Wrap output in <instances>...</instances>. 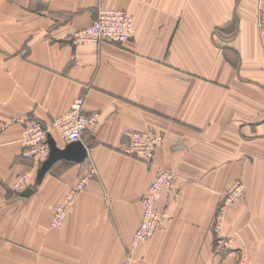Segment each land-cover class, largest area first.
<instances>
[{
    "label": "crops",
    "instance_id": "obj_1",
    "mask_svg": "<svg viewBox=\"0 0 264 264\" xmlns=\"http://www.w3.org/2000/svg\"><path fill=\"white\" fill-rule=\"evenodd\" d=\"M262 2L0 0V264H121L160 168L174 178L135 264H236L246 244L251 264H264ZM100 7L128 11L133 37L75 46L72 34ZM79 96L99 114L82 138L88 154L58 160L38 181L41 164L23 155V126L42 121L64 148L71 142L52 120ZM131 129L163 133L152 162L122 150ZM91 170L54 227L55 205ZM238 180L244 189L227 208L224 236L242 242L222 248L216 215Z\"/></svg>",
    "mask_w": 264,
    "mask_h": 264
},
{
    "label": "built area",
    "instance_id": "obj_2",
    "mask_svg": "<svg viewBox=\"0 0 264 264\" xmlns=\"http://www.w3.org/2000/svg\"><path fill=\"white\" fill-rule=\"evenodd\" d=\"M260 14V31L264 35V3L260 6ZM134 31V18L128 11L118 7H100L93 22L89 26L74 32L72 40L76 45L86 43L100 45L105 41L126 43L133 37ZM98 119L99 114L97 112H88L84 109V98L80 96L74 100L68 111L54 118V126L68 141H78L82 139L88 127L95 124ZM47 135L48 131L42 122L39 120L27 121L21 137L23 155L32 157L37 162L43 161L49 153ZM125 136L130 141L125 151L148 162L153 159L156 147L164 137L163 133L149 130H128L125 132ZM91 175L92 173L83 175L66 198L58 203L53 218L54 225L61 226L65 222L69 208L79 193L84 190ZM173 178L172 171L166 168H160L154 175L142 197L143 215L135 231L133 246L146 241L156 231L161 216L158 202L163 191L171 185ZM27 179L28 173L20 174L15 187L22 188ZM242 187L241 181L232 183L227 189L225 202L220 209L224 210L227 205L226 202L241 191ZM223 217L224 213L221 211L216 215L215 223L219 236H221ZM132 255L133 251L130 250L121 264H133Z\"/></svg>",
    "mask_w": 264,
    "mask_h": 264
},
{
    "label": "rangeland",
    "instance_id": "obj_3",
    "mask_svg": "<svg viewBox=\"0 0 264 264\" xmlns=\"http://www.w3.org/2000/svg\"><path fill=\"white\" fill-rule=\"evenodd\" d=\"M1 3H2V1H1ZM262 3H264V2H262ZM261 3V4H262ZM261 6V5H260ZM260 19H261V14H260V9H259V20H258V24H259V30H260ZM90 25V24H89ZM89 25H87V26H89ZM86 26V27H87ZM84 28V27H83ZM82 29V28H81ZM79 30V29H78ZM77 31V30H76ZM75 31V32H76ZM260 33H261V31H260ZM262 34V33H261ZM73 35V34H72ZM263 35V34H262ZM264 36V35H263ZM71 40H72V37H71ZM105 42H107V41H105ZM72 43H73V40H72ZM74 44V43H73ZM75 46H77L76 44H74ZM78 45H80V44H78ZM80 97V96H79ZM82 97V96H81ZM84 98V97H83ZM85 101V100H84ZM74 102V101H73ZM72 105V104H71ZM70 109V108H69ZM68 109V110H69ZM67 110V111H68ZM96 112V111H95ZM65 113V112H64ZM63 114V113H62ZM61 115V114H60ZM59 116V115H58ZM56 117V116H55ZM54 117V118H55ZM29 121H31V120H29ZM40 121V120H39ZM40 122H42V121H40ZM43 123V122H42ZM43 125H44V127L47 129V131H48V134L50 133V134H52V132L50 131V128H48V127H46L45 126V124L43 123ZM52 125L54 126V119L52 120ZM55 127V126H54ZM23 129H24V126H23ZM23 129H22V131H23ZM57 129V128H56ZM132 130V129H131ZM133 130H135V129H133ZM128 131V130H127ZM149 131H154V130H149ZM53 135V134H52ZM22 137V136H21ZM126 137V136H125ZM65 138V137H64ZM83 138V137H82ZM127 138V137H126ZM164 138V137H163ZM66 139V138H65ZM128 139V138H127ZM67 140V139H66ZM47 141H48V135H47ZM78 141H82V139L81 140H78ZM70 142H74V141H70ZM129 139H128V143L124 146V147H122V150H124L125 151V148L129 145ZM49 145V144H48ZM159 146V145H158ZM157 146V147H158ZM156 147V148H157ZM24 150V149H23ZM127 152V151H126ZM128 153V152H127ZM155 153H156V150H155ZM131 154V153H130ZM48 155H49V153H48ZM48 155H47V157H48ZM133 155V154H132ZM135 156V155H134ZM154 156H155V154H154ZM46 157V158H47ZM137 157V156H136ZM30 158H32V157H30ZM45 158V159H46ZM139 158V157H138ZM35 162H37L34 158H32ZM44 159V160H45ZM141 159V158H140ZM153 159H154V157H153ZM153 159L150 161V162H152L153 161ZM44 160L43 161H40V162H37L38 164H41L42 165V163L44 162ZM143 160V159H142ZM145 161V160H144ZM41 167V166H40ZM89 173H92V175H93V173H95V170H91V172H89ZM18 178V177H17ZM81 178V177H80ZM80 178H79V180H80ZM78 180V181H79ZM78 181H77V183H78ZM152 181V180H151ZM241 181V183L243 184V187H242V189H241V191H239L230 201H227L226 202V207L224 208V210L223 209H220L221 208V206H223V202H225V199H226V194H227V190H226V192H225V195H224V198H223V200H222V202L220 203V205H219V211H221V212H223L224 213V217H223V220H224V218H225V215H226V212L228 211L227 210V208H228V206H231L232 205V202L235 200V199H238V198H240L241 197V195H242V192H243V189H244V183H243V181L242 180H238L237 182H240ZM16 183V182H15ZM76 183V184H77ZM76 184L73 186V187H75L76 186ZM25 185V184H24ZM23 185V186H24ZM23 186H22V188H23ZM149 186V185H148ZM14 187H15V184H14ZM72 187V188H73ZM22 188H20V189H18V188H16L15 187V189H17L18 191H21L22 190ZM71 188V189H72ZM70 189V190H71ZM85 189V188H84ZM228 189V188H227ZM70 190L67 192V194H65V196L60 200V201H58L57 202V204L55 205V209H54V214H55V210H56V208H57V206L59 205L58 203H61L65 198H66V196L69 194V192H70ZM163 194V193H162ZM76 201V200H75ZM160 201V200H159ZM75 203V202H74ZM73 203V204H74ZM73 204H72V206H73ZM158 205H159V202H158ZM71 206V207H72ZM70 207V208H71ZM160 207V206H159ZM69 208V209H70ZM160 210H161V216H160V221H159V225L161 224V221H162V218H163V212H162V208H160ZM69 211V210H68ZM218 211V212H219ZM217 212V213H218ZM143 215V214H142ZM67 216V215H66ZM53 218H54V215H53ZM142 219V218H141ZM141 221V220H140ZM52 225L54 226V227H57L56 225H54L53 224V219H52ZM159 225H158V227H159ZM157 227V228H158ZM225 223H224V221H223V223H222V229L220 230V233H221V236H219V231L217 230V228H216V223H215V232H216V244L219 246V247H222V248H225V247H228V245L230 246V244H236L237 242H242V240H239V241H237L236 240V237L234 236L233 237V234H231V232H227V230H226V236H224V231H225ZM157 230V229H156ZM136 231V230H135ZM237 231V230H236ZM156 232V231H155ZM154 232V233H155ZM238 232V231H237ZM154 233H153V235H154ZM134 235H135V232H134ZM134 235H133V237H132V245H133V239H134ZM153 235H151L146 241H144V242H142V243H145V242H147ZM229 242V243H228ZM140 244V243H139ZM139 244H137L136 246H133V248L132 249H129V251L130 250H132L133 251V255H132V257H133V264H135V248L139 245ZM128 251V252H129ZM126 257H127V255H126ZM126 257L123 259V261L126 259ZM122 261V262H123ZM121 262V263H122ZM236 264H251V249H250V247L246 244L245 245V248L243 249V248H241L240 250H239V252H238V258H237V262H236Z\"/></svg>",
    "mask_w": 264,
    "mask_h": 264
},
{
    "label": "water",
    "instance_id": "obj_4",
    "mask_svg": "<svg viewBox=\"0 0 264 264\" xmlns=\"http://www.w3.org/2000/svg\"><path fill=\"white\" fill-rule=\"evenodd\" d=\"M49 155L42 163L38 170L37 180L41 181L51 166L58 160L65 159L71 161L80 162L88 154V148L83 141H74L66 145L64 148H60L52 134H48ZM33 191L32 188H28L23 191L22 195L28 196Z\"/></svg>",
    "mask_w": 264,
    "mask_h": 264
}]
</instances>
